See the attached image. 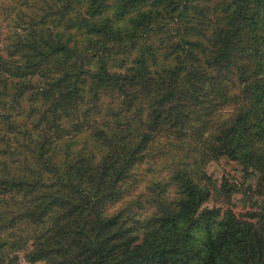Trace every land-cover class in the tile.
<instances>
[{
    "label": "trees",
    "instance_id": "trees-1",
    "mask_svg": "<svg viewBox=\"0 0 264 264\" xmlns=\"http://www.w3.org/2000/svg\"><path fill=\"white\" fill-rule=\"evenodd\" d=\"M221 157L264 174V0H0V264H264Z\"/></svg>",
    "mask_w": 264,
    "mask_h": 264
},
{
    "label": "rangeland",
    "instance_id": "rangeland-1",
    "mask_svg": "<svg viewBox=\"0 0 264 264\" xmlns=\"http://www.w3.org/2000/svg\"><path fill=\"white\" fill-rule=\"evenodd\" d=\"M16 81L11 79L9 83L12 85ZM204 170L218 189L223 187V191L211 194L205 206L229 207L235 214L244 217V213L252 209L248 195L264 193V174L243 169L237 162L221 157L208 162Z\"/></svg>",
    "mask_w": 264,
    "mask_h": 264
}]
</instances>
